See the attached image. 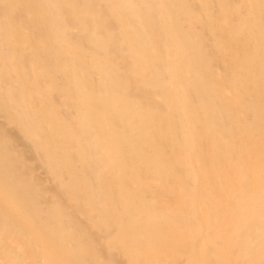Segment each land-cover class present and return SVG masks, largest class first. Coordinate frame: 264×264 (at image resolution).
Wrapping results in <instances>:
<instances>
[{
	"label": "bare ground",
	"instance_id": "bare-ground-1",
	"mask_svg": "<svg viewBox=\"0 0 264 264\" xmlns=\"http://www.w3.org/2000/svg\"><path fill=\"white\" fill-rule=\"evenodd\" d=\"M0 264H264V0H0Z\"/></svg>",
	"mask_w": 264,
	"mask_h": 264
}]
</instances>
